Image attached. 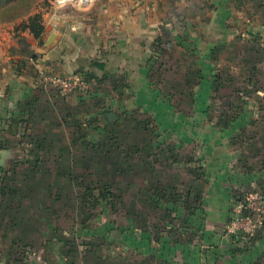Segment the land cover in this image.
<instances>
[{
	"label": "crops",
	"instance_id": "obj_1",
	"mask_svg": "<svg viewBox=\"0 0 264 264\" xmlns=\"http://www.w3.org/2000/svg\"><path fill=\"white\" fill-rule=\"evenodd\" d=\"M6 7L8 4H0V160L3 150H9L10 154L0 164V171L4 170L7 161L14 169L25 167L29 173L35 171L29 168V163L19 164L21 160H14L12 152L18 146L26 152L24 159H28L32 165L35 155L41 157L36 166L48 162L42 152L66 149L44 143L49 129L59 125L51 121L58 119L49 116V112L50 115L55 114L53 110L58 106L60 113L76 111L82 105L81 98H62L52 88H41L37 80L41 70L64 73L67 69L72 72L79 66L89 69L90 62L88 64L82 55L89 57L92 53L98 54V58L106 61L100 62L104 64V69L97 71L105 76L109 74L108 77L112 73H127L128 86L133 90L132 97L136 98L135 102L141 103L143 94L152 96L154 93L152 88L148 89V73L142 58L148 52L149 43L155 39L159 50L163 49L166 53L169 50L192 53L201 48L207 49V59L202 60V68L200 66L203 72H208L203 74V85L207 87L215 79L213 72L216 67L211 53L223 56L216 60V66L229 58L228 61L235 62L234 69L241 70L236 57L240 55L242 44L254 45L257 50L261 46L264 50V0H153V3L141 0L131 8L133 14L129 0H111L101 6L98 15L82 13L79 19H74L71 34H67L70 33L66 27L67 20H60L65 37L53 33L52 21H43L41 40L46 39L43 45L28 29L22 28L30 16H10ZM52 35L58 40L79 39L77 53L74 56L67 53L60 48V42L57 48L46 46ZM101 39H109V50L103 53L99 50L101 46H96L97 40ZM224 80L227 79L219 78L221 86L226 85ZM237 82L235 80V85ZM61 105L66 106L61 109ZM75 106L77 109L73 110ZM94 114L96 116L97 113ZM98 116L105 125L106 116ZM65 117L68 119V115ZM260 119L262 121L252 128L218 130L206 127L197 130L201 138L197 141L196 150H202L199 159L207 184L203 190L201 209L195 215H185L178 204L170 203L149 213L146 205H137L135 211L126 203L123 215L127 214L128 217L136 212L139 216L137 222L132 223L126 218L120 226H116L100 218L83 228L78 224L71 226L72 221L66 225L64 216L72 217L74 213L67 212L64 205L55 202L51 214L61 218L46 221L41 227L37 222L26 224L27 220L25 224L21 220V224L11 226L13 230H19L18 238L25 243L24 246L38 245L42 248L40 257H31L28 263L23 259L22 263L17 249L20 244L12 238L0 245V264H264V230L245 247L234 244L225 233L234 203L249 192L264 194V116ZM179 130L170 127L168 131L178 135ZM231 135H236L237 143L240 139L239 145H231ZM244 135L251 136L250 144L241 142ZM183 137L185 141L191 138ZM32 144L34 148H31ZM12 168L3 174L8 172L12 179H17ZM12 182L15 192L9 197L26 199L27 196L19 195L17 182ZM149 195V192H139L136 197L142 200ZM17 206L19 208L14 215H18V212L20 216L34 214L28 206L22 210V205ZM147 215L153 216L149 218ZM55 229H58L57 234L53 233ZM36 230L37 236L33 232ZM35 236L38 242L32 239ZM73 238L74 250L69 252L63 242Z\"/></svg>",
	"mask_w": 264,
	"mask_h": 264
},
{
	"label": "rangeland",
	"instance_id": "obj_2",
	"mask_svg": "<svg viewBox=\"0 0 264 264\" xmlns=\"http://www.w3.org/2000/svg\"><path fill=\"white\" fill-rule=\"evenodd\" d=\"M108 1L111 0H92L91 4L86 8L73 4L58 6L54 4V0H0V4H8L6 9L7 14L10 16L27 15L30 16V19L36 18L37 22L39 20L40 24L43 21H52L51 30L54 31L53 33L57 36L62 34L65 37L66 33L64 32V27L62 28L61 26L60 20H67L68 24L66 27L70 32L67 34H71L74 19H79L82 13H87L89 16L98 15L101 6ZM129 1L131 2V9L141 0ZM149 2L153 3V0H149ZM133 11V9L130 10L132 14ZM90 25L92 24L90 23ZM45 40V38L40 40L42 45ZM59 42L60 48H63L67 53H71L72 56L75 55V52L77 53L78 46L76 45L80 43L79 39L68 40L64 38L63 40H58L54 36L53 41L49 45L46 44V46L56 47L59 46ZM108 42L109 39L97 40L96 46H101L99 50L103 53L109 50ZM149 44L148 52L144 53L142 61L148 73V89L152 88L154 93L152 96L142 93L143 99L141 103L135 102L136 98L132 97L133 90L128 86L130 83L127 73L121 75L112 73L108 77L109 74L105 76L104 73L98 72L97 68L90 66L92 62L105 63L106 59L98 58V54L94 55L92 53L89 57L82 55L84 60H88V64L90 62L89 66L91 68L89 67V69L79 66L72 72L67 69L64 73L45 70H41L38 73L37 80L40 87L50 90L51 86L45 81L43 82L41 76L69 75L77 71L82 77L83 84L64 97L68 99L78 96V98H81L80 103L82 105L79 106L78 110H76L77 106H75L73 110L76 111H66L65 114L64 111H62L63 113L59 112V106L53 110L55 114L50 115L49 112V116H55L58 119L56 121L54 118L51 121H54L55 125L56 123H59V125L57 127L52 126L49 129V136L44 140V143H53L60 148L63 146L66 148L65 150L56 151L55 149H49L46 152H42L45 153L43 158L48 160V162L40 163L39 166L34 167L35 171L33 173L27 172L25 167L14 169L8 161L4 167V170L12 168L17 179H12L11 175H7L6 182L4 180L2 185L16 181L17 185H19L18 188H20L19 195L27 197L26 199L10 198V193L7 191L4 197L0 199V245H3V242L8 243L12 238L17 240L20 244L17 249L20 253H24V256H21L22 263L23 259L27 260L26 262L28 263L31 257H36V255L40 257L39 254H41L42 248L40 249L38 245H31L33 246L32 248H25V243H21V239L18 238L19 230H13L11 228L12 225L21 224V220H24L22 222L25 224V220H27L26 224L37 222L38 227H41L46 221H54L59 217L61 218V216L51 214L55 202L56 204L59 202L60 206L64 205L67 212H77L73 207L74 196L84 193L85 187L91 180H97V178L103 182L99 185V189L104 190L106 185L111 192L126 198V203L134 201L136 208L137 205L147 206V203L144 204V200H139L136 196L139 191H148V188L152 190L150 186H154V184H150V182L155 183L157 179L168 180L170 178L173 179L172 182L176 185L174 189L183 191L186 183L193 177L190 176L192 175L190 173L192 172L191 169L196 170L200 167L199 170H201L203 168L199 159V154L202 155V150H196V144L201 138L197 130L206 127L220 130L216 127V124L219 123V117L224 121L222 125L225 129L231 127L238 129L252 128L256 126L258 121H262L260 118L264 116V50H262L261 46L257 50L258 48L256 47L257 49H255V46L251 44L241 45L240 55L236 57V59H239L238 64H241V70H235L233 67L235 62L228 61L229 58H226L224 63L222 61L216 66V60L219 61L223 56L211 53V60L215 61L213 64L216 67L213 77H218V80L219 78L227 79L224 80V84H226L224 86H221L222 83H218V90L217 85H213L215 79L208 87L205 84L203 85V74L208 72L201 70V62L207 59L205 55L207 49L201 48L196 50V52L192 51V53L191 51L174 50L175 52H173V50H169L166 53L167 51L163 49L159 50L160 46L157 44L156 39ZM78 55L80 56L81 54ZM93 56L97 58H93ZM85 64L87 65V63ZM197 79H200V82L195 84ZM191 80L192 84L190 83ZM235 80H238L236 85L234 83ZM51 90L60 96L54 88ZM233 96L236 100H233ZM238 97L240 98L239 100ZM88 101H90V105L85 103ZM91 104H97V106L92 107ZM64 106L66 105H61L60 108L63 109ZM94 113L103 114L102 117L109 113L114 114L115 119L111 122L117 123L115 130H118L114 135L120 134V136H113L110 142L113 144L115 139L118 138L120 140L122 144H120L117 151L112 150V152L106 153L107 150L105 148L94 146L96 148L92 149L89 143L87 147L84 146L83 140L85 142L92 140L96 142L102 133V126L105 127L107 125V123L103 125L102 118L96 117L97 114L95 116ZM67 115L68 119L65 117ZM235 115L237 116L236 120L233 119ZM223 116L229 118L223 119ZM144 120L147 123L145 131L138 128L135 129L137 124ZM170 127L179 128L181 131L182 129L185 130L182 135H180L181 131L179 130L177 135V133L172 134L168 131ZM190 131L194 133L193 136ZM183 136L191 137L192 139L189 138L188 141H185ZM233 137H236V135L230 136V143ZM250 137V135L242 136L241 142L250 144L252 142ZM243 138L245 139L243 140ZM239 142L240 139H238ZM64 144L69 145L66 146ZM70 145L71 147H69ZM72 145L75 146L73 147ZM127 145H138L140 148L146 146V149L144 152L137 154L133 149L126 151ZM148 145L151 148L147 147ZM166 145L173 150L165 153ZM158 146L161 147L164 154L159 152ZM31 148H34L33 144ZM12 153L15 161L25 160L23 155L26 152L22 151L20 146L17 147V150H13ZM174 157L177 158L175 160H179L181 163L169 166V162ZM112 164L115 165L112 166ZM188 170H190L189 173ZM1 173L2 170L0 171V179L2 177ZM197 173L199 174L200 171ZM166 186L171 185L166 184ZM90 187L92 188L93 186ZM99 189L98 191H101ZM94 194H98V192ZM90 203L88 202L87 204ZM18 204L22 205L21 210L26 206L32 208L34 214L20 216L18 212V215H14L13 213L17 209ZM86 208H88V211H78V214H73L72 217L64 216L66 219L64 220L65 224L68 225L67 222L71 223L72 218L75 222H79L83 217H87L86 225L97 222L100 218L104 222H113L116 226H120L123 219H128L132 223L138 220V217L133 219L136 213L130 214L128 217L123 215V209H119L120 213H118L113 210L109 211L105 207H101L98 211L92 209L93 207L90 205H87ZM148 212L153 213V210ZM147 217L149 216L147 215ZM79 226L82 227L80 224ZM33 232L37 236V230ZM38 233L40 232L38 231ZM53 233L56 234L58 232L54 231ZM36 236L32 239L38 242Z\"/></svg>",
	"mask_w": 264,
	"mask_h": 264
},
{
	"label": "trees",
	"instance_id": "obj_3",
	"mask_svg": "<svg viewBox=\"0 0 264 264\" xmlns=\"http://www.w3.org/2000/svg\"><path fill=\"white\" fill-rule=\"evenodd\" d=\"M22 28L28 29L29 32L33 35V37L35 39H38L39 43L42 44V42H40V40H41V34L43 32V26L40 24L39 20L37 22L36 18L35 19L29 18L28 23L25 25L23 24ZM90 66H93L100 71H102L104 69V64L100 63V62H92L90 64ZM75 73L77 74L78 72L76 71ZM84 79H85V77H84ZM217 80H218V77H215V82L213 83V85H217V87H218L219 82ZM199 82H200V79H197V82L195 84H198ZM190 83L192 84V80ZM194 85H191V86H194ZM118 90H119V88H118ZM218 90H219V87H218ZM239 99L240 98L238 97V100ZM233 100H236L234 98V96H233ZM236 117L237 116L235 115V117L233 119L236 120L237 119ZM224 118H229V117L223 116V119ZM218 119H219V123L216 124V127L219 129H225L222 125L224 121H222V119H220V117ZM146 120L140 121L137 124V126L135 127V129L138 128V129L145 131V129H146L145 126L147 124ZM106 122H107V125L105 127L102 126V129H101L102 133L99 135L96 142H93V140L85 142V140H83L85 147H87V144L89 143V146L92 149H95L96 147L105 148L107 150L106 153L112 152V150L117 151L118 147H120V144H122L120 142V140H118V138H117V139H115V141H113V144L110 142L113 139V136H118V137L120 136V134L114 135V133L118 131V130H115V128H117V123L109 122V121H107V119H106ZM23 137H28V136H23ZM45 138H44V140H46ZM236 140H237V137L231 138V145L233 147H234V145H239V143H237ZM94 146H96V147H94ZM147 147L151 148L150 145H148ZM158 148H159V152L161 154H164L163 150H161V147L158 146ZM129 149H133L135 153L139 154V153L144 152V150L146 149V146H143L140 148L138 145H133V146L127 145L125 150L127 151ZM165 150L166 151H164V152L166 153V152H169L173 149H171L170 147H168L166 145ZM34 157H35V160H34L33 165L30 164L28 159L27 160L26 159L21 160L18 163L19 164H25V162H27V163H29L30 169L34 168L41 161L40 156L35 155ZM104 159H105V157H104ZM175 159H177V158L174 157V159H172V161L169 162L170 163L169 166H171L175 163L176 164L181 163L179 160H175ZM114 165L115 164H112V166H114ZM199 169H200V167L196 170L191 169L192 172H190V173H192V175H190V176H193V177H191L189 179V182L186 183L185 189L183 191L178 190V189H174V186H176V185L174 182H172L173 179H170V178L168 180L157 179V180H155V183L150 182V184H154V186H150V188L152 190H149V188H148V191H146V190L139 191V192H149L150 193V195H151V196L149 195L150 197H148L146 199H142V200H144L145 204L147 203V207H148L149 211H152V210L154 211L155 209L163 208L164 206L167 207L171 203L172 205H177V204H178V206L180 205L182 207L185 215H187V216L192 215V214L195 215V212L197 210L201 209V205L203 202V194H204L203 188L207 184V179H206V174H205L204 169L203 168H201V170H199ZM4 171L5 170H2V173H1L2 177L0 179V181H1L0 194L2 195V197H4L5 192H7V191H9V193H11L9 195H12L15 192L14 189H12V185H13L12 181L7 185H4V186L2 185L4 180H6V176L8 173V172H5V174H3ZM189 171L190 170H188V173H189ZM198 171H200L199 174L197 173ZM152 179H154V178H152ZM101 183H103V182L99 181L98 178H97V180H95V179L91 180V182L85 187L84 193L78 194V195L76 194V196L74 198V202H73V207L77 211L74 213L75 215L78 214V211H81V212L82 211H88V208H86L87 205H90L91 207H93L92 209H94L96 211L100 210L101 207H105L109 211L113 210V211H116L118 213H120L119 209H123V208L127 207L126 201L123 198V196L116 195L115 192H111V190H109L110 188H108L106 185L104 186V190L99 189L100 188L99 185ZM166 184H170L171 186H166ZM90 186H93V187L91 188ZM98 189L101 191H98ZM97 192H98V194H94ZM139 192H137V193H139ZM259 194H261V196L264 197V194H262V193H259ZM88 202H91V203L87 204ZM101 205H104V206H101ZM129 207H131L133 209L136 208V206H134V201H131V203H129ZM135 213H133V214H135ZM137 217H139V216L136 213L133 216V219H137ZM80 221L75 222V220L72 218V222H73L72 226H74V224L78 223V225L80 224L84 228L86 225L85 223L87 221V217L81 218ZM54 231L58 232V229H55ZM74 239L75 238H73L72 240H68V241L63 242L64 245L67 246V248H69V250H70L69 252H73V250H74V247L72 246L74 243ZM234 244L238 245L236 242H234ZM24 247L25 248H32L33 246L29 245V246H24ZM18 255L21 257L22 255L24 256V253L19 252Z\"/></svg>",
	"mask_w": 264,
	"mask_h": 264
},
{
	"label": "built area",
	"instance_id": "obj_4",
	"mask_svg": "<svg viewBox=\"0 0 264 264\" xmlns=\"http://www.w3.org/2000/svg\"><path fill=\"white\" fill-rule=\"evenodd\" d=\"M92 0H54L56 5L73 4L86 8ZM43 82L54 88L62 97L83 84L79 74L41 76ZM264 230V197L258 192L246 193L234 203L225 233L240 246L249 245L259 231Z\"/></svg>",
	"mask_w": 264,
	"mask_h": 264
},
{
	"label": "water",
	"instance_id": "obj_5",
	"mask_svg": "<svg viewBox=\"0 0 264 264\" xmlns=\"http://www.w3.org/2000/svg\"><path fill=\"white\" fill-rule=\"evenodd\" d=\"M53 38H54V35H52L50 38H49V40L47 41V45H49V43L51 42V41H53ZM106 116V118H107V121H109V122H111V121H113L114 119H115V116H114V114L113 113H109V114H107V115H105ZM15 129V128H14ZM9 154H10V151L9 150H3L2 152H1V155H2V159L0 160V164L1 163H3V159L4 158H6V157H9Z\"/></svg>",
	"mask_w": 264,
	"mask_h": 264
}]
</instances>
